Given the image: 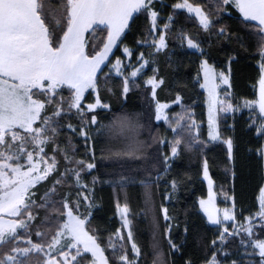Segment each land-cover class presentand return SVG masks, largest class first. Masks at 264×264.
<instances>
[{
  "label": "snow or ice",
  "instance_id": "1",
  "mask_svg": "<svg viewBox=\"0 0 264 264\" xmlns=\"http://www.w3.org/2000/svg\"><path fill=\"white\" fill-rule=\"evenodd\" d=\"M165 8L170 10L165 12ZM232 9L257 41L258 98L244 99L242 107L251 114L249 128L264 140V0H173L170 5L161 0H58L55 5L53 0H0V264H29L32 254L37 256V264H84L89 260L87 254L91 257L89 264H143L145 253L134 238L127 202L117 204L122 224L108 233L106 247L102 239L105 232L92 228L95 186L101 182L94 173L99 171L95 149L89 150V156L77 158L74 140L59 139L65 128L83 137L86 144L90 132L100 130L120 145L101 157L115 169L107 182L121 189L130 184L145 189L146 215L155 211L152 189L160 186L162 173L185 153L203 156L208 198L200 199L199 207L207 223L217 226L216 235L204 245L202 258L194 261L183 255L184 243H177L172 235L173 227L179 229V222L167 206L161 205L169 252L163 253L154 244L152 264H169V258L177 254H181L183 264H264V184L256 198L258 210L246 216L241 213L238 218L234 196H226L233 200L232 207H216L207 159L206 150L212 142L226 144L232 165L226 171L235 178L234 140L222 139L218 114L235 113L241 105L231 98L228 89L220 98L217 81L231 88L230 67L228 74L218 72L203 47L205 43L211 47L213 36L217 40L232 39L234 33L223 24L225 14ZM184 13L185 20L198 26L204 37L199 33L193 36L185 24L177 23ZM141 16L146 30L129 46L126 33L134 31ZM99 33L103 35L97 39ZM174 43L200 53L196 82L207 93L206 140L180 93L171 104L157 99V89L165 84L157 57L168 55ZM231 59L234 57L229 65ZM141 80L156 102L155 120H163L172 134L171 139L152 138L155 158L151 169L142 171L136 162L147 159L145 152L151 145L138 138L136 118L125 114L101 128L97 111H111L103 92L126 99L133 87L141 86ZM173 104L180 111L173 109L170 117L166 110ZM253 150L264 163V144ZM89 176L91 184L87 182ZM49 178L52 186L38 205L33 189ZM165 183H170L171 191L164 194V199L171 202L178 181ZM37 205L46 214L39 225H34L37 216L32 209ZM153 225L159 227V216L153 217ZM32 227L36 228L35 241L28 231ZM183 231L186 241V222ZM234 246L235 250L229 251ZM109 249L110 254H106Z\"/></svg>",
  "mask_w": 264,
  "mask_h": 264
},
{
  "label": "trees",
  "instance_id": "2",
  "mask_svg": "<svg viewBox=\"0 0 264 264\" xmlns=\"http://www.w3.org/2000/svg\"><path fill=\"white\" fill-rule=\"evenodd\" d=\"M58 0H53L54 5ZM165 5H170L173 0H161ZM170 9L165 8L167 12ZM184 13L179 17L178 24H185L196 36L199 33L200 37L205 34L199 30L198 26H193L191 21L185 20ZM224 26L234 33L231 40H217L212 37L211 47L207 43L203 45L205 51L210 53L211 61L214 62L218 71L229 73L230 67V83L229 92L231 98L235 99L237 104L242 105L244 99H255L257 97V83L259 79V59L256 55V38L254 33L242 23V18L239 13L232 9L230 13L225 14L223 20ZM146 21L143 16L136 20L134 31L126 33L128 39L125 41L129 46L132 45L133 39L138 38L140 32L146 30ZM103 33L97 35V39ZM91 39V36L88 37ZM170 57V63H169ZM231 64L229 65V59ZM200 53L194 49L181 48L178 43H174L173 47L168 50V55L161 53L157 57V66L160 69V75L165 79V84L157 89V99L161 103H170L177 93L183 96V103L190 107L194 113V119L200 124L201 135L207 139V116L205 107V94L196 82L197 72L199 68ZM151 75V71L148 72ZM146 79V77H145ZM140 87H133L125 99L120 95H112L108 92H103L102 95L111 104V111L97 110L100 115L98 117L101 128L104 125L111 123L118 117L125 114L132 115L138 121V138L142 142H148L151 147L146 149L145 161L136 162L139 169H151V164L155 158L156 143L152 139L167 137L171 139V132L165 122H155L153 119L152 104L156 102L151 98V94L147 91L140 81ZM117 90L119 86L117 85ZM175 112H179L178 105H172L168 109L170 117ZM250 112L240 110L231 115L219 117V125L222 139L232 137L234 140V155H235V178L231 171H226V168H231L232 165L227 159V146L222 142H212L207 151V159L209 160V174L212 177L214 184V193L216 202L219 208L232 207L233 200L226 199L234 196L235 212L237 217L240 214L248 215L258 210L257 196L259 187L264 184V163L261 162L256 152L250 151L255 149L258 144H264V140L257 138L256 133L249 128ZM226 117V118H225ZM90 137L87 144L84 138L75 133H69L68 129L63 130V135L60 140L71 138L74 140V147L77 152V158L87 157L90 155V149L94 148L99 171L94 173L101 177V182L95 186V202L92 214V228H99L105 232L102 237L103 246H107L108 233L114 232L121 227V221L117 212V204L121 206L125 202L129 205V219L132 222V230L137 244L145 253L143 264H152V254L154 252L153 245L156 244L159 250L167 254L169 246L167 243V234L165 233L164 225L167 223L163 220V214L159 212L161 205L169 208L170 214L179 222V229L173 227L172 235L176 238L177 243H184L183 255L190 256L194 261H199L203 256V247L209 243L216 235L217 226L207 224L204 216L199 211L198 202L206 197V186L202 179V162L203 156L196 152L185 153L180 158L176 159L172 168L162 173V179L159 181V187L153 188L154 193V208L155 211L145 214V189L139 184H130L126 188L121 189L118 184L108 183L109 175L115 170L110 167V161L101 159L106 156L109 149L119 147V144L113 143L106 135L100 134V130L90 132ZM62 159V157H61ZM126 170V169H124ZM63 171V168H61ZM154 171V170H153ZM49 180L41 181L33 191L37 192L38 205L43 203V194L51 188ZM91 176L87 182L91 184ZM155 179V176H153ZM176 179L178 181L177 191L171 202L164 199V194L171 191L170 183L165 181ZM59 187V186H58ZM34 206L32 211L37 219L32 223L39 225L41 218L45 216V209ZM159 216V227H154L153 217ZM27 219V217H24ZM188 225L189 233L185 241L184 224ZM36 228L32 227L28 231L32 232V239ZM41 231H46L43 227ZM18 232L28 233L24 229ZM23 243V239L20 241ZM238 246V238L237 244ZM229 251H234L235 247ZM130 249V244L128 245ZM109 249L106 254H110ZM181 254H177L175 258H169V264H183L180 259ZM36 254H32V259L29 264H37ZM258 259V257H257ZM89 261V260H88ZM84 261V264H88Z\"/></svg>",
  "mask_w": 264,
  "mask_h": 264
},
{
  "label": "rangeland",
  "instance_id": "3",
  "mask_svg": "<svg viewBox=\"0 0 264 264\" xmlns=\"http://www.w3.org/2000/svg\"><path fill=\"white\" fill-rule=\"evenodd\" d=\"M218 71V70H217ZM219 72V71H218ZM201 81H202V75H201ZM219 84H220V87L217 89V91H218V93L220 94V98L221 99H223L224 98V96H223V93H224V90L225 89H228L229 90V88H228V86L227 85H224L223 83H221V82H219V81H217ZM202 89V88H201ZM202 91L204 92V94H205V107H206V116H207V119H208V107H207V93H206V91L204 90V89H202ZM258 93H259V86H258V83H257V97L256 98H258ZM156 104V103H155ZM155 104L153 105L152 104V112H153V119L155 120ZM242 105H243V103H242ZM242 105H241V109L242 110H245V111H248L249 112V109H247V108H243L242 107ZM166 112H168V109L166 110ZM232 114V112H229V113H219L218 114V119H219V117H224V116H227V115H231ZM155 122H157L156 120H155ZM159 122H164L163 120H161V121H159ZM206 124H207V122H206ZM207 131H208V129H207ZM202 179H203V174H202ZM203 181H204V183H205V186H206V197L204 198L205 200L208 198V185H207V181H205L204 179H203ZM213 192H214V188H213ZM215 204H216V207L217 208H219L218 206H217V202H216V195H215ZM198 206H199V202H198ZM258 207H259V205H258ZM219 209H223V208H219ZM199 211L201 212V214L204 216V218H205V220H206V222H207V218H206V216L204 215V213H203V211H201L200 210V207H199ZM118 212V211H117ZM221 215H222V213H221ZM118 216H119V219H120V221H121V223H122V220H121V216H120V214L118 213ZM5 218V220H7V219H9L8 217H4ZM11 219H18V218H15V217H13V218H11ZM208 224V223H207ZM210 225V224H209ZM212 226H214V225H212ZM19 230H21V229H17V231H19ZM125 235H126V230H125ZM74 251V250H73ZM88 255V257H89V261H90V259H91V257H90V254H87ZM89 261H88V264H89Z\"/></svg>",
  "mask_w": 264,
  "mask_h": 264
}]
</instances>
